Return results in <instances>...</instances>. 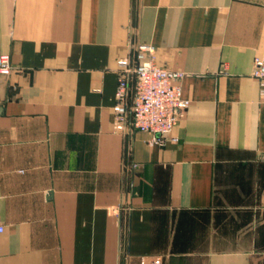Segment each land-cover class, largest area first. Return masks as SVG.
<instances>
[{"label": "crops", "instance_id": "1", "mask_svg": "<svg viewBox=\"0 0 264 264\" xmlns=\"http://www.w3.org/2000/svg\"><path fill=\"white\" fill-rule=\"evenodd\" d=\"M144 42L191 100L164 145L113 127ZM1 53L0 264H264V0H0Z\"/></svg>", "mask_w": 264, "mask_h": 264}, {"label": "built area", "instance_id": "2", "mask_svg": "<svg viewBox=\"0 0 264 264\" xmlns=\"http://www.w3.org/2000/svg\"><path fill=\"white\" fill-rule=\"evenodd\" d=\"M15 68L9 53L0 54V73L10 74ZM184 73L157 62L156 47L138 43L131 57L120 59L118 84L113 106V127L116 131H143L151 144L164 145L168 135L191 104L182 96L179 80ZM260 85L264 101V55L254 58L252 72ZM177 140V137H172ZM4 225L0 222V233Z\"/></svg>", "mask_w": 264, "mask_h": 264}]
</instances>
